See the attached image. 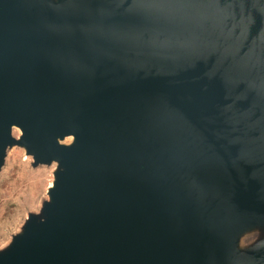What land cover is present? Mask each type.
I'll list each match as a JSON object with an SVG mask.
<instances>
[{
	"label": "water",
	"instance_id": "95a60500",
	"mask_svg": "<svg viewBox=\"0 0 264 264\" xmlns=\"http://www.w3.org/2000/svg\"><path fill=\"white\" fill-rule=\"evenodd\" d=\"M15 145L60 170L0 264H264V0H0Z\"/></svg>",
	"mask_w": 264,
	"mask_h": 264
},
{
	"label": "rangeland",
	"instance_id": "374dc122",
	"mask_svg": "<svg viewBox=\"0 0 264 264\" xmlns=\"http://www.w3.org/2000/svg\"><path fill=\"white\" fill-rule=\"evenodd\" d=\"M13 137L19 141L22 133L14 129ZM73 138L63 144L70 145ZM34 159L19 145L10 148L0 171V253L8 250L16 236L21 235L30 215L41 214L49 201L48 192L60 170L58 163L34 166ZM264 238V234L251 233L241 241L247 249Z\"/></svg>",
	"mask_w": 264,
	"mask_h": 264
}]
</instances>
